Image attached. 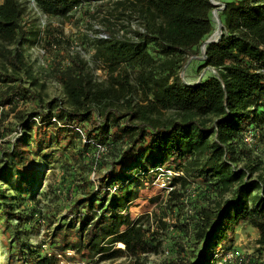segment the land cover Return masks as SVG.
I'll use <instances>...</instances> for the list:
<instances>
[{
	"label": "trees",
	"instance_id": "trees-1",
	"mask_svg": "<svg viewBox=\"0 0 264 264\" xmlns=\"http://www.w3.org/2000/svg\"><path fill=\"white\" fill-rule=\"evenodd\" d=\"M31 1L51 19L74 13L89 0ZM95 1L103 5L109 0ZM113 3L139 21L142 31L132 30V37L121 39L106 21L102 37L94 42L95 59L109 71L106 86L94 81L80 55L68 52L63 64L57 60L62 55H54L50 70L64 88L66 108L59 99L45 103L23 87L19 74L26 58L20 47L26 10L19 0H0L4 245L20 262L28 227L43 221L51 228L56 213L35 199L40 173L33 167L41 154L48 161L58 155V184L48 189L52 199L66 200L70 217L48 236L49 254L30 248L29 264H60L54 248L58 253L73 249L69 259L84 263L94 253L100 261L128 258L146 264L155 255L161 257L158 264H209L219 246L237 251L221 242L239 223L258 233L259 248L246 254V264H264V162L245 143L249 130L254 139L264 137V0L225 3L219 16L222 37L206 44L205 54L201 47L214 31L209 0ZM46 24L44 44L62 46L61 30ZM197 57L202 58L199 72L209 68L215 74L183 83L180 73ZM10 114L14 122L6 121ZM241 158L247 162L238 168ZM158 170L181 174L169 178L173 189L158 208L160 214L131 220L128 207L141 180ZM92 173L97 181H91ZM192 185L194 198L189 195ZM227 193L232 196L224 199ZM170 215H175L174 223H168ZM116 243L125 249H116Z\"/></svg>",
	"mask_w": 264,
	"mask_h": 264
},
{
	"label": "rangeland",
	"instance_id": "rangeland-1",
	"mask_svg": "<svg viewBox=\"0 0 264 264\" xmlns=\"http://www.w3.org/2000/svg\"><path fill=\"white\" fill-rule=\"evenodd\" d=\"M23 7L26 10L24 16L25 25V41L22 42L20 47L23 56L26 58L25 69L20 72L19 76L22 79L23 87L33 90L35 93L40 95L41 99L48 103L53 99H59L63 103V107L68 108L70 105L67 102L66 95L64 93V88L62 85L55 79L53 72H51L50 67L52 64L54 55H62L57 60L61 64L66 62V54L69 52L71 55H80V58L86 62L87 68L90 70L92 78L98 83H102L105 86L109 85V71L106 69L105 64L101 60H96L94 57V42L98 37H102V32L105 30L106 21L113 25L114 35L117 37L126 38L132 37V30H141L139 21L128 18L126 15L122 14L123 10L115 6L114 1L120 0H109L105 1L106 3L101 5V1L89 0L84 1L79 8L74 12L69 14L66 17L61 18H47L43 16L38 8L35 7V4L31 0H19ZM217 3H227L234 0H213ZM101 3V4H100ZM220 6H214V9L211 13V19L214 23V32L218 30V25L214 22L215 17L213 14H216L219 18L221 11L219 10ZM221 21V18H219ZM50 22L55 28H58L62 32L64 44L62 46L55 48H49L48 45L44 44L43 36L44 30L46 28V23ZM222 23V21H221ZM223 30V23H222ZM37 33V35L35 34ZM212 33V34H213ZM211 34V35H212ZM202 51V50H201ZM203 52V51H202ZM204 54V52H203ZM201 57L191 58L186 64L183 71L180 73V78L183 83L191 84L207 77L209 74H215V71L207 68L199 72L198 66L201 64ZM1 63V60H0ZM136 98H140L139 95H135ZM24 107L20 104L18 109H23ZM264 119V116H262ZM6 121L14 122L13 115L10 114L6 117ZM19 131L8 136L7 139H11L15 135H18ZM84 141V138H83ZM85 143V142H84ZM248 145L250 154L252 156L260 157L261 161L264 162V137L257 136L256 139H251L249 143L245 141ZM32 143L29 144V147H32ZM100 151H103L102 148H99ZM246 160L241 158L236 161V166L241 168L246 164ZM50 164V165H48ZM60 165L61 160L58 155H55L53 160L48 161V158H44L41 154L35 160L34 167L38 173V189L37 194H35V199H40L41 205H45V209H50L56 213V219L53 221V224L50 229L47 230L43 221L40 222V225H30L28 227L29 232H24V253L25 258L21 259L18 262V258L13 254L9 248L4 245L3 240L4 236L0 235V264H29L28 256L30 253V248L33 250H40L45 255L49 254L52 250L51 244L48 242V236H52L55 231L58 230V226L62 219L70 217V214H67L68 205H66V200H54L52 199V194L48 186L52 185L57 186L60 175ZM105 172L106 170H102ZM170 171V170H169ZM172 172V171H171ZM129 175L131 174L128 173ZM42 175V176H41ZM154 176L143 178L140 182L142 183L137 191L136 198H134L128 207V213H130L131 220L137 221L142 216L154 215L159 213L158 208L163 206L165 200L168 198V193L162 188L163 182L168 183L165 180V172L153 173ZM98 175L92 173L90 174L91 181H97ZM1 186V185H0ZM7 186L3 189H7ZM2 189V190H3ZM47 193L46 196L42 194ZM194 185L189 192L191 197H195ZM231 193H227L224 199L230 198ZM68 219V218H67ZM175 222V215H170L168 223ZM16 225V223H14ZM121 231L126 230V227H121ZM4 238V239H3ZM28 238V240H26ZM258 233L250 225L246 223H239L234 227L233 230L228 229L226 232L225 239L221 243L224 245H232L237 251H240L245 254H251L256 249L259 248L258 245ZM53 252H57V249H53ZM71 257V256H69ZM68 259V257H67ZM65 258L64 261L60 260V264H132L128 258H117V259H105L101 261L98 255L91 253L89 256V262L84 263L83 260H71L68 262ZM146 264H158L161 262V257L156 256L154 258L145 259Z\"/></svg>",
	"mask_w": 264,
	"mask_h": 264
},
{
	"label": "built area",
	"instance_id": "built-area-1",
	"mask_svg": "<svg viewBox=\"0 0 264 264\" xmlns=\"http://www.w3.org/2000/svg\"><path fill=\"white\" fill-rule=\"evenodd\" d=\"M254 138V132L253 131H248L246 134H245V141L247 143H249L251 141V139ZM159 171H163V170H158L157 172ZM156 172V173H157ZM166 173V176H165V180H169L170 177L172 176H178L180 175L181 173L178 172V173H174V172H171L169 170H166V171H163ZM168 183L166 182H163L162 184V188L164 187V189L167 191V193H169L173 188L171 187V184H170V181H167ZM119 248L121 250H124L125 249V245L123 244H120V243H116V249ZM56 253V257L59 259V260H63L67 257V261H69V256L73 257L75 252L73 249H70L68 248V250L64 251L63 253H58V252H55ZM156 257L155 255H150L148 257V259L150 258H154ZM210 263L209 264H246L247 263V258H246V254L244 255V253L240 252V251H235V250H225L222 246H219L215 249H213V251L211 252V256H210Z\"/></svg>",
	"mask_w": 264,
	"mask_h": 264
},
{
	"label": "water",
	"instance_id": "water-1",
	"mask_svg": "<svg viewBox=\"0 0 264 264\" xmlns=\"http://www.w3.org/2000/svg\"><path fill=\"white\" fill-rule=\"evenodd\" d=\"M209 2L213 5V6H220V8H219V10H222V9H224V6H225V4L224 3H217V2H214L213 0H209ZM222 29V28H221ZM220 29V31H219V37H217V38H214V35H212L211 37H209L204 43H203V45H202V47H201V50L204 52V54H205V46H206V44H209V43H216V42H218V41H220V39H221V37H222V30Z\"/></svg>",
	"mask_w": 264,
	"mask_h": 264
},
{
	"label": "bare ground",
	"instance_id": "bare-ground-1",
	"mask_svg": "<svg viewBox=\"0 0 264 264\" xmlns=\"http://www.w3.org/2000/svg\"><path fill=\"white\" fill-rule=\"evenodd\" d=\"M216 14H213V16L215 17V23L218 25V30L216 31V32H214L212 35H214V38H217V37H219V31H220V29L222 28V23H221V21H220V19L219 18H217V16H215ZM222 30V29H221ZM206 47V46H205ZM120 244H122V243H120Z\"/></svg>",
	"mask_w": 264,
	"mask_h": 264
}]
</instances>
